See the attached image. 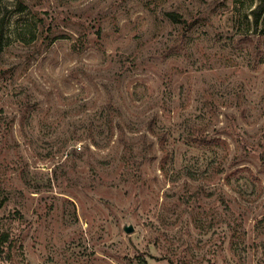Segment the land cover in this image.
<instances>
[{
    "label": "rangeland",
    "instance_id": "1",
    "mask_svg": "<svg viewBox=\"0 0 264 264\" xmlns=\"http://www.w3.org/2000/svg\"><path fill=\"white\" fill-rule=\"evenodd\" d=\"M0 38V264H264V0H0Z\"/></svg>",
    "mask_w": 264,
    "mask_h": 264
},
{
    "label": "trees",
    "instance_id": "2",
    "mask_svg": "<svg viewBox=\"0 0 264 264\" xmlns=\"http://www.w3.org/2000/svg\"><path fill=\"white\" fill-rule=\"evenodd\" d=\"M261 8H263V3H259V5H258V9H261ZM254 12L255 13L257 12V14L255 16V20H257L259 12H258V10L254 11ZM0 42H1V38H0ZM0 50H1V43H0ZM7 239H8V237H7L6 233H1L0 234V243H4ZM0 251H1V249H0Z\"/></svg>",
    "mask_w": 264,
    "mask_h": 264
},
{
    "label": "water",
    "instance_id": "3",
    "mask_svg": "<svg viewBox=\"0 0 264 264\" xmlns=\"http://www.w3.org/2000/svg\"><path fill=\"white\" fill-rule=\"evenodd\" d=\"M2 264H9V263H2Z\"/></svg>",
    "mask_w": 264,
    "mask_h": 264
}]
</instances>
